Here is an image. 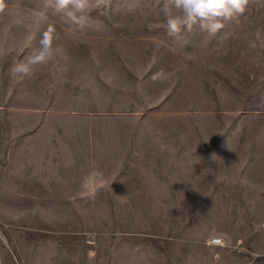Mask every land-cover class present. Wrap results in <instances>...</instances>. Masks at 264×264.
Segmentation results:
<instances>
[{
    "label": "rangeland",
    "instance_id": "1",
    "mask_svg": "<svg viewBox=\"0 0 264 264\" xmlns=\"http://www.w3.org/2000/svg\"><path fill=\"white\" fill-rule=\"evenodd\" d=\"M163 3L4 0L0 264H264V0L177 38Z\"/></svg>",
    "mask_w": 264,
    "mask_h": 264
},
{
    "label": "clouds",
    "instance_id": "2",
    "mask_svg": "<svg viewBox=\"0 0 264 264\" xmlns=\"http://www.w3.org/2000/svg\"><path fill=\"white\" fill-rule=\"evenodd\" d=\"M106 5L107 0H55L54 10L72 23L82 24L90 11ZM248 5L249 0H164L162 15L165 31L169 37L177 38L182 31L191 32L196 27L201 33L216 36L225 27L224 22L238 19ZM4 8V0H0V12ZM35 15L47 19L46 12H37ZM55 38V29L49 25L41 36L39 47L33 50L26 62L13 65L11 74L28 75L30 66L46 64L52 60L55 55ZM3 54L4 50L0 49V55Z\"/></svg>",
    "mask_w": 264,
    "mask_h": 264
},
{
    "label": "built area",
    "instance_id": "3",
    "mask_svg": "<svg viewBox=\"0 0 264 264\" xmlns=\"http://www.w3.org/2000/svg\"><path fill=\"white\" fill-rule=\"evenodd\" d=\"M210 244L212 245H216V246H219L222 244V240L220 238H213L210 242Z\"/></svg>",
    "mask_w": 264,
    "mask_h": 264
}]
</instances>
